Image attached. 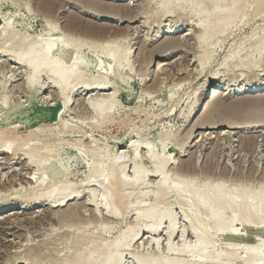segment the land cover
Returning a JSON list of instances; mask_svg holds the SVG:
<instances>
[{
    "label": "rangeland",
    "instance_id": "1",
    "mask_svg": "<svg viewBox=\"0 0 264 264\" xmlns=\"http://www.w3.org/2000/svg\"><path fill=\"white\" fill-rule=\"evenodd\" d=\"M87 1L0 0V135L18 137L19 143L29 130L35 132L39 137L33 134L27 145L18 146L40 152L44 159L27 155V148L25 155L17 142L0 145V205L9 203L0 211V264H65L67 255L72 264H105L117 241L119 264H264L246 254L250 249L257 255L264 251V224L262 228L254 222L260 214H248L247 204L235 196L240 191L264 192V8L259 0L235 6L233 0H218L220 7L217 0H93L99 6ZM216 8L220 10L213 13ZM230 8L233 16L221 24L219 15ZM201 13H208L204 22L211 28L202 40ZM3 21L10 25L5 28ZM12 33L22 42L17 38L12 43ZM105 36L118 40L122 49L108 59L105 51L89 47V41L95 45L102 37L107 40ZM61 39L65 44H59ZM76 40L83 45L78 48ZM39 42L53 44L56 57L62 50H77L88 64L79 85L62 91L53 84V72L64 68L60 64L53 72H36L11 60L14 50L27 54ZM120 64L122 72L117 70ZM103 72L111 90L86 89ZM72 78L65 83L72 84ZM219 83L238 91L214 96ZM257 83L258 91L249 92ZM113 92L116 96L104 101ZM28 141L39 148L33 151ZM40 147L55 151L47 157V150L45 158ZM109 160L103 184L99 179L104 176L98 175ZM121 171L127 184L118 181ZM165 180H183L191 189L165 196ZM205 185L211 187L209 203L196 207L192 202ZM220 188L229 196V208L224 198L215 196ZM43 190L50 197L56 194L54 200L70 192L80 197L60 206L48 195L39 198ZM92 194L98 201L94 205L88 204ZM182 199L189 204L181 206ZM259 205L264 213V197ZM171 222L176 232L170 238ZM191 222L194 229L207 222L208 252L180 250L197 243ZM158 224L157 232H148V226ZM225 247L229 254L223 253Z\"/></svg>",
    "mask_w": 264,
    "mask_h": 264
},
{
    "label": "bare ground",
    "instance_id": "2",
    "mask_svg": "<svg viewBox=\"0 0 264 264\" xmlns=\"http://www.w3.org/2000/svg\"><path fill=\"white\" fill-rule=\"evenodd\" d=\"M50 1V0H49ZM89 1V0H88ZM87 1V2H88ZM97 1V0H96ZM96 1H93V0H91V2L93 3V4H97L98 6H99V4L96 2ZM99 1V0H98ZM214 1H216V0H214ZM238 1H239V4L238 5H240L241 4V2H243V0H233V2H232V0H231V2L234 4L233 6H235L236 4L235 3H238ZM241 1V2H240ZM258 1V0H257ZM257 1H256V3H257ZM86 2V1H85ZM195 2L196 3H198V4H202L204 1H202V0H195ZM217 2H218V0L216 1V5H220V4H217ZM51 3V2H50ZM89 3V2H88ZM100 3V2H99ZM219 3V2H218ZM264 0H259V5H260V9H262V8H264V7H262L264 4ZM258 4V3H257ZM101 5H102V3H101ZM93 6V5H92ZM103 6V5H102ZM107 6V5H106ZM94 7V6H93ZM101 7V6H100ZM100 7H98V8H100ZM110 7V6H109ZM215 7V6H214ZM217 7V6H216ZM220 7V6H219ZM255 7H258V5H256ZM104 8V7H103ZM103 8H101V9H103ZM107 8V7H106ZM113 8V7H112ZM118 8V7H117ZM92 9V8H91ZM131 9H133V8H131ZM131 9H129L130 11H131ZM226 9V8H225ZM233 9H234V7H233ZM233 9H231L230 8V10L231 11H229V13H228V11L227 10H224V11H227L226 13L224 12V13H221L220 15H219V17H222V19H221V24H225V23H227L228 22V20L230 19V17H232L233 16ZM52 10H54L53 9V7H52ZM104 10V9H103ZM109 10H110V8H109ZM115 10V9H114ZM113 10V11H114ZM125 10V9H124ZM138 10V9H137ZM213 10V9H212ZM216 11H213V13L214 12H218L220 9H218V8H216L215 9ZM223 10V9H222ZM259 10V9H258ZM96 11H98V10H96ZM96 11H94L95 13H96ZM119 11H120V8H119ZM134 11V10H133ZM104 12H106V11H104ZM115 12V11H114ZM202 12H204V10L202 11ZM98 13V12H97ZM133 13V12H132ZM125 14V13H124ZM129 14H130V12H129ZM110 15V14H109ZM111 15H113V13H111ZM119 15V14H118ZM117 15V16H118ZM126 15V14H125ZM132 15V14H131ZM115 16H116V14H115ZM116 16V17H117ZM137 16V15H136ZM120 17V16H119ZM125 17V16H124ZM123 16H122V18H124ZM200 23H199V25H201L203 28H202V34H200V36H199V38H200V40H202L205 36H206V34L211 30V28L204 22L205 20H204V18H206V17H208V13H201V15H200ZM218 17V18H219ZM126 18H128L127 17V15H126ZM131 18V17H130ZM133 18H135L134 16H132V19ZM129 19V18H128ZM136 19V18H135ZM2 21V20H1ZM3 22H5V21H3ZM9 22H10V19H9ZM9 22L7 21V22H5V28L6 27H8L10 24H9ZM72 22V21H71ZM4 24V23H3ZM66 25V24H65ZM47 27V26H46ZM74 27V26H73ZM94 28H95V26H93ZM106 27V26H105ZM181 27V26H180ZM4 28V29H5ZM49 28V27H48ZM67 28V27H66ZM53 28H49V29H46L47 30V33L48 34H50V35H52L53 34V30H52ZM100 29V28H99ZM102 29H103V27H102ZM72 30V29H71ZM75 30V29H74ZM84 31V30H83ZM102 31V30H101ZM105 31V30H104ZM171 31V30H170ZM169 31V32H170ZM78 32V31H77ZM94 32V31H93ZM168 32V30H166V33ZM168 32V33H169ZM194 32H195V29H194ZM73 33V32H72ZM85 33V32H84ZM13 34V33H12ZM99 34V33H98ZM19 34L18 33H14L12 36H11V40H12V43H13V40H16L18 37ZM65 35H67V34H65ZM101 35V34H100ZM113 35V34H112ZM118 35H120V34H118ZM91 36V35H90ZM94 36V35H93ZM92 36V37H93ZM96 36V35H95ZM108 36V35H107ZM65 37H67V36H65ZM64 37V38H65ZM97 37V36H96ZM96 37H94V38H96ZM106 37V36H105ZM112 37V36H111ZM121 37V36H120ZM19 38H20V36H19ZM18 38V39H19ZM23 38V37H22ZM101 38V37H100ZM103 38V39H102ZM100 40V42L98 41V42H94V43H97V44H95V45H92V41L90 42L89 41V47L90 48H94L95 47V49L97 50V49H101L100 51H105V56H106V58L108 59V58H112L113 56H114V54H116V53H118L119 52V50L121 49H119V43H118V40H112V38L111 39H109L108 37H106L107 38V40H104L105 38L104 37H102ZM114 38H116V37H114ZM79 39V38H78ZM98 39V38H97ZM96 39V40H97ZM178 39V38H177ZM19 40H21V39H19ZM24 40H26V38L24 37V39H23V42H24ZM95 40V41H96ZM183 40V39H182ZM187 40V39H186ZM61 42L59 43L60 45H62V44H65V42L64 41H62V39L60 40ZM68 41V40H67ZM94 41V40H93ZM175 41V40H174ZM173 41V42H174ZM16 42V41H15ZM14 42V43H15ZM20 42H22V40L20 41ZM176 42V41H175ZM174 42V43H175ZM183 42V41H182ZM18 43V42H17ZM93 43V44H94ZM177 43V42H176ZM186 43V42H185ZM59 45V46H60ZM76 45H78V48L79 47H81V45H83V43L81 42V41H78V40H76ZM259 47H262L261 45H258ZM0 47H3V46H0ZM54 47V45L53 44H51L50 42H47V43H44V42H39V44L35 47V48H33L32 50H31V52H28L27 54H17V51L16 50H14V52H16V53H13V55H12V57H11V60H13L16 64H20V65H23V66H26L27 67V69L29 68L31 71H36V72H41V71H46V72H53L54 71V69H57V67H58V65L60 64V65H62V66H64V68L63 69H61V70H58L57 72L56 71H54V72H56V73H54L53 72V78H55V81H53V84H54V82H55V86L56 87H58L60 90H65V89H67V88H69V89H74L77 85H79L80 84V80L82 79V78H84L85 76H86V73H85V70H86V67H87V62L83 59V58H81L80 57V55H79V53L77 52V50L76 51H74V50H72V51H67V52H65V53H63V50L61 51L62 53H61V55L60 56H53V54H52V52H53V48ZM97 47V48H96ZM130 47V46H129ZM92 48V49H93ZM1 49V48H0ZM8 49V48H7ZM9 50V49H8ZM8 50H6V51H8ZM18 50H19V48H18ZM122 50V49H121ZM120 50V51H121ZM129 50V49H128ZM3 52L5 51V50H2ZM124 51H126V50H124ZM9 52H11V50L9 51ZM6 53H8V52H6ZM126 53H129V51H126ZM40 54V55H39ZM9 55V54H8ZM39 55V56H38ZM161 55V54H160ZM3 56V55H2ZM127 56V55H126ZM128 57V56H127ZM150 59H152V58H150ZM152 61V60H151ZM153 62V61H152ZM151 62V63H152ZM3 63V62H2ZM147 63H149V62H147ZM3 64H5V63H3ZM2 65V64H1ZM12 65V64H11ZM160 65V64H159ZM147 67H148V65H147ZM15 68V67H14ZM28 69V70H29ZM123 69V65L122 64H120V65H118V67H117V70L118 71H120V72H122L121 70ZM148 69V68H147ZM151 69V68H150ZM16 70H18V69H16ZM15 72V71H14ZM15 74V73H14ZM73 74V75H72ZM69 75H71L73 78H72V84H66L65 83V80H66V78L69 76ZM171 75H172V73H171ZM107 77H109L107 74H106V72H103V73H100L99 74V76L98 77H96V78H98V79H96V80H94V81H90L89 83H88V85L86 86V89H89V91L91 90V91H96V90H105V91H109V90H111V84H109V82L108 81H106L107 80ZM214 77V76H213ZM164 78V77H163ZM160 80V79H159ZM168 82V81H167ZM162 83V82H161ZM164 84V83H163ZM254 86H256V87H254ZM258 83L256 84V85H254L253 84V86H250V89L248 90L249 92H255V91H258ZM80 90V89H79ZM227 91V90H229L228 91V94L229 93H231L232 91H238L237 90V88H235L233 85L231 86V85H228L227 87L225 86V85H222L221 83H219V84H216L215 85V87H214V91H213V93H212V95H218V93H220V92H222V91ZM114 91V90H113ZM112 92V91H111ZM107 94V93H106ZM105 94V95H106ZM93 95V94H92ZM104 95V96H105ZM56 96V95H55ZM94 96V95H93ZM99 96V95H98ZM114 96V92L113 93H108L105 97H104V99H106V100H104V101H110L111 100V98ZM116 96V95H115ZM114 96V97H115ZM95 97V96H94ZM97 97V96H96ZM103 97V96H102ZM99 98H97V100H98ZM89 100V99H88ZM103 100V99H102ZM67 101V100H66ZM99 101H101V99L99 100ZM68 102V101H67ZM101 102H103V101H101ZM94 103H96V102H94L93 101V106L95 107V104ZM208 121V120H207ZM218 122V121H217ZM205 123V122H204ZM202 124V123H201ZM208 124H209V122H208ZM215 124V123H214ZM204 125V124H203ZM212 126V125H211ZM197 127V126H196ZM193 130V129H192ZM192 130H191V133H192ZM16 132V131H15ZM30 132V133H29ZM29 136L31 137L33 134H36L35 132H32L31 130H29ZM190 132V131H189ZM6 133V132H5ZM188 135H191L190 133H187ZM6 135H8V134H6ZM6 135H3V133H1V135H0V145H2V144H4L2 147H4V146H6V144H5V142L8 144V142H10V143H14V142H17V146L19 145V143H21V144H25V142H26V145H27V139H29V136H28V134H26L27 136V138L25 139V141H23L24 140V138H21V140H19V143H18V141L17 140H15V139H17L18 137L16 136V134H15V136L17 137V138H15V139H12V137H10L9 135L7 136L8 137V140L9 141H6L7 140V137H6ZM19 136V135H18ZM37 134H36V138H37ZM14 137V136H13ZM20 137L21 136H19V139H20ZM35 136L33 135V137L32 138H34ZM39 137V136H38ZM11 139V140H10ZM30 140V139H29ZM1 141H3V142H1ZM12 141V142H11ZM32 141V140H31ZM35 141V140H34ZM29 142V141H28ZM39 143V145H40V142H39V140L37 141L36 140V143ZM2 143V144H1ZM33 143H35V142H33ZM33 143L31 142V144H30V142L28 143L29 144V146H32V150L34 151V149L33 148H39V147H37L35 144H34V146L35 147H33ZM46 143V142H45ZM44 143V144H45ZM21 144H20V146H18L19 148H21ZM148 144H149V142H148ZM151 144V143H150ZM148 145V147H149V149H148V152H149V154H150V156L151 157H155L156 156V154L154 153V151H153V148H152V145ZM22 145V146H23ZM38 145V146H39ZM41 145H43L42 144V142H41ZM40 145V146H41ZM48 145L49 146H51V144H49L48 143ZM11 146V145H10ZM14 146H16V143H15V145ZM13 145H12V147H9V149L11 148V151H13L12 150V148L14 147ZM16 146V148H15V150L17 151H19V148ZM47 145L45 144V147H46ZM53 146V145H52ZM7 147H8V145H7ZM25 147V146H24ZM26 148L27 147H25V150H26ZM41 148V147H40ZM42 148H44V145H43V147ZM41 148V149H42ZM53 148V147H52ZM51 147H50V150H49V148L47 147V150L49 151H45V150H43V151H45V158H46V155L48 154L49 156H47V157H50V154L49 153H51L52 154V152L53 151H55V149H52ZM8 149V148H7ZM29 148H27V150H28ZM30 149H31V147H30ZM45 149V148H44ZM51 149L53 150L52 152H50L51 151ZM4 150H6V149H4ZM21 150L23 151V147L21 148ZM23 151V153H25V152H27V150L26 151ZM8 151V150H7ZM10 151V152H11ZM29 151V150H28ZM42 151V152H43ZM20 152V151H19ZM30 152V151H29ZM37 152V151H36ZM46 152H48L47 154H46ZM9 153V152H8ZM17 153V152H16ZM22 153V154H23ZM37 153H40V152H37ZM37 153H35V154H37ZM54 153V152H53ZM18 154V153H17ZM16 154V155H17ZM30 154H34L33 152H30V153H28L27 152V155H30ZM35 154H34V156H35ZM41 154V153H40ZM40 154H37L36 156L37 157H41L40 156ZM43 154H44V152H43ZM9 155V154H8ZM14 155V154H13ZM25 155H26V153H25ZM12 156V155H11ZM43 156V155H42ZM53 155H51V157H52ZM8 157V156H7ZM33 157V156H32ZM37 157H35V158H37ZM135 157H136V155H135ZM6 158V157H5ZM14 158V157H13ZM38 158V159H39ZM23 159V158H22ZM48 159V158H47ZM51 159V158H50ZM44 159L42 158H40L39 159V161H43ZM52 160V159H51ZM5 162V161H4ZM28 162V161H27ZM11 163V162H10ZM23 163V162H22ZM111 163H112V160H109L107 163H106V166H104V167H102V168H100V171H99V175H98V177L100 178V177H103L104 175H105V171H106V169H107V166H109V165H111ZM27 164V163H26ZM25 164V165H26ZM28 164H29V162H28ZM32 165V164H31ZM165 165L166 164H164L163 165V167H165ZM29 165H27V167H28ZM39 166V165H38ZM41 166H42V164H41ZM3 167V166H2ZM9 167V166H8ZM24 167H22V169H23ZM27 169V168H26ZM40 170V169H39ZM28 172V171H27ZM122 172V173H121ZM120 173L121 174H119V176H118V181L120 182V184H127L128 182H129V180L123 175V171H121ZM3 173V172H2ZM21 175V174H20ZM29 179V178H28ZM27 179V180H28ZM99 181L101 182V183H103V184H106V182H107V180H106V178H105V176L102 178V179H99ZM139 181L141 182V183H144L145 181H146V175H144V176H142V177H140L139 178ZM44 182V184H45V182L46 181H42V183ZM30 183V182H29ZM13 184V183H12ZM48 184V183H47ZM56 186V185H55ZM50 187V186H49ZM49 187H46V188H49ZM57 187V186H56ZM53 188V190H55V188L54 187H52ZM162 191H163V193H164V195L166 196V195H168L169 193H172V194H174V193H180V192H183V193H186V192H188V191H190V189H191V185H190V183H187V182H184L183 180L181 181V180H179V181H173L172 182V180H165V181H163V184H162ZM46 190V189H45ZM45 190H43V191H41V195L40 196H38L39 198L41 197V196H49V200H51V198L53 199V201H52V203H58L60 206L61 205H63V204H68V203H70V202H73V201H76V200H78V198L80 197V193H75V192H73L72 190V192L73 193H71L70 192V194H67V195H63L64 197L62 198V199H60V200H54L55 198H57L56 196V194H55V196L54 195H51L52 197H50V193L49 192H46ZM53 190L52 191H50L51 193L53 192ZM34 190L32 189V192H33ZM38 191V190H37ZM45 191V192H44ZM77 192H78V190H76ZM83 191V190H82ZM211 191V187L210 186H204V189H203V192L204 193H201V195H199V196H197L195 199H194V201L192 202L193 203V205L194 206H196V207H205L208 203H209V199H208V197L206 196V194L207 193H209ZM30 192V191H29ZM81 192V191H80ZM28 193V192H27ZM35 193V192H34ZM37 193V192H36ZM26 194V193H25ZM24 194V195H25ZM30 194H31V192H30ZM20 195H21V193H20ZM19 194H18V196H20ZM23 195V194H22ZM34 195V194H33ZM146 196H147V194H145ZM53 196H54V198H53ZM217 198H224L225 200H224V202H223V204H224V206L226 207H228L229 208V206L228 205H226V202L228 201V198H227V196H228V194L226 193V190L224 189V188H220V189H218L217 191H216V195H215ZM236 196V198H237V201L238 202H241L242 204H247V210H248V214H252V213H259L260 214V216H259V218L256 220V221H254L255 223H257V224H260V226L262 225V228H263V224H264V213L262 212V211H260V209H261V205H259L260 204V202L262 201V199H263V197H264V192H262V190L261 191H257V192H253V193H245V192H243V191H240L238 194H236L235 195ZM21 197V199L23 198L22 196H20ZM58 197H59V195H58ZM60 197H62V196H60ZM59 197V198H60ZM207 197V198H206ZM229 197V196H228ZM5 198H7V200H8V198L10 199V197H5ZM18 198V197H17ZM24 198H26V197H24ZM23 198V199H24ZM30 198V197H29ZM42 198H44V197H42ZM164 198V197H163ZM44 199H46V197L44 198ZM43 199V200H44ZM58 199V198H57ZM3 200V199H2ZM1 200V201H2ZM25 200V199H24ZM29 199H27L26 201H28ZM31 200V199H30ZM34 200H36V199H34ZM33 200V201H34ZM119 200V199H118ZM120 200H121V198H120ZM119 200V201H120ZM4 201V200H3ZM13 201V200H12ZM37 201V200H36ZM122 201H120V202H118L119 204L121 203ZM164 203V200H162L161 201V203ZM181 203H182V205H181V203H180V205L181 206H187L188 204H189V202H188V200H186V199H182V201H180ZM96 203H98V201H96V199L94 198V195L92 194L91 195V198H90V200L88 199V204H92V205H94V204H96ZM117 203V204H118ZM160 203V202H159ZM32 204V203H31ZM51 204V203H50ZM228 204V203H227ZM7 205H9V203L7 204L6 203V201H5V203H2L1 205H0V211L1 212H3V211H5L7 208H8V206ZM10 207V206H9ZM27 208H28V206H27ZM76 208H78V207H76ZM80 209H81V207H80ZM79 209V210H80ZM110 210V211H112V209L108 206L107 208H106V210ZM3 210V211H2ZM39 211V210H38ZM53 212V211H52ZM60 212H62V211H60ZM17 213V212H16ZM19 213V212H18ZM37 213V212H36ZM42 213H44V212H42ZM73 213V212H72ZM79 213V212H78ZM27 214V213H26ZM41 214V213H40ZM46 214V213H45ZM65 214L66 213H64V216H65ZM74 214H75V211H74ZM139 214V217L141 216L140 215V212H138L137 213V215ZM262 214V215H261ZM10 215V214H9ZM16 215V214H15ZM19 215V214H18ZM35 215V214H34ZM39 215V214H38ZM51 215H52V213H51ZM59 215V214H58ZM60 215L62 216V214L60 213ZM59 215V216H60ZM76 215V214H75ZM77 215H79V214H77ZM40 216V215H39ZM47 216V215H46ZM55 216V215H54ZM57 216V215H56ZM60 216V218H63V217H61ZM72 216H74V215H72ZM8 217H10V216H8ZM7 217V218H8ZM20 217V216H19ZM32 217V216H31ZM71 217V216H70ZM70 217H69V219H70ZM27 218V217H26ZM68 218V217H67ZM66 218V219H67ZM64 219V218H63ZM3 220V219H2ZM20 220H22V219H19V221ZM25 220V219H24ZM5 221V220H4ZM7 221V220H6ZM14 221V220H13ZM37 221V220H36ZM44 221V220H43ZM66 221V220H65ZM3 222V221H2ZM45 222V221H44ZM55 222V221H54ZM63 222V221H62ZM61 222V223H62ZM192 222H194V221H192ZM192 222H191V224H192ZM249 222V220H247V224H249L248 223ZM15 223H17L16 221H15ZM30 223V222H29ZM64 223H66V222H64ZM27 224V223H26ZM30 225V224H29ZM40 225V224H39ZM63 225V224H62ZM194 225H196V224H194ZM193 224L191 225L192 226V233H194L193 235H195L196 237H197V243L195 244V245H188V244H184L181 248H180V250H182V251H187V252H191V251H193V250H199V251H201V252H208L209 251V244H207L206 243V241L208 240V239H206V227H207V222H203V223H201L200 225L201 226H199L200 228L199 229H197V228H195L194 229V227H197V226H194ZM250 225V224H249ZM256 225V224H255ZM2 226V225H1ZM16 226V225H15ZM194 226V227H193ZM248 226V225H247ZM19 227H21V226H19ZM32 227H33V225H32ZM40 227V226H39ZM220 227V225H217V228H219ZM22 228V227H21ZM8 229V228H7ZM264 229V228H263ZM147 230H148V232H151V233H155V232H157L158 230H159V224L158 225H155V226H148L147 227ZM176 232V226H175V223L174 222H171L170 223V226H169V228H168V235H169V237L171 236H173L174 235V233ZM204 233H205V235H204ZM40 234V233H39ZM135 234H138V232H136ZM184 234V233H183ZM18 235H20V234H18ZM57 236H59V235H57ZM62 236V234L60 235V237ZM66 236V235H65ZM136 236V235H135ZM135 236H132V237H135ZM68 237V236H67ZM82 237V236H81ZM85 237V236H84ZM170 237V238H171ZM56 238V237H55ZM59 238V237H58ZM57 238V240H59ZM62 238V237H61ZM136 238V237H135ZM30 239V238H29ZM63 239H66V237L65 238H63ZM69 239V238H68ZM86 239H87V237H86ZM56 240V239H55ZM61 240V239H60ZM67 240V239H66ZM80 240V239H79ZM54 241V240H53ZM62 241V240H61ZM81 241V240H80ZM80 241H78V242H80ZM83 241H84V238H83V240H82V243H83ZM43 242H46V240L45 241H43ZM48 242V241H47ZM51 242V241H50ZM49 242V243H50ZM77 242V241H76ZM77 242V243H78ZM147 242V241H146ZM41 243H42V241L40 242V244H38V245H40L41 246ZM53 243V242H52ZM51 243V244H52ZM54 243H55V241H54ZM60 243V242H59ZM64 243V242H63ZM86 243H88V241L86 242ZM227 243V242H226ZM16 244V243H15ZM48 244V243H47ZM46 244V245H47ZM119 243H118V241L116 242V243H114L113 244V247L112 248H110V250H109V253H108V256H107V259H106V261H105V264H119V262H120V256H117V255H115V250H116V247H117V245H118ZM14 245V244H13ZM32 245H33V243H32ZM44 245V244H43ZM83 245H84V243H83ZM22 246V245H21ZM12 247V246H11ZM29 247V246H28ZM34 247V246H33ZM49 247H52V246H49ZM53 247H55V246H53ZM78 246H76V248H77ZM81 247V245L79 244V248ZM84 247V246H83ZM56 248V247H55ZM54 248V249H55ZM58 248V247H57ZM209 248V249H208ZM28 249V248H27ZM31 249V248H30ZM35 249V248H34ZM47 249V248H46ZM49 249H51V248H49ZM53 249V248H52ZM44 250V249H43ZM78 250V249H77ZM80 250H82L81 248H80ZM79 250V251H80ZM85 250V249H84ZM8 251H10V250H8ZM21 251V250H20ZM24 251V250H23ZM26 251V250H25ZM28 251V250H27ZM27 251L25 252V253H27ZM50 251V250H49ZM57 251V250H56ZM55 251V252H56ZM76 251V250H75ZM229 248L228 247H225V249H224V251H223V253H225V254H229ZM29 252V251H28ZM47 252V251H46ZM51 252H53V250L51 251ZM15 253V252H14ZM19 253V251L17 252V254L16 255H20V254H18ZM21 253V252H20ZM38 253V252H37ZM79 253V252H78ZM31 254H33V252L31 253ZM43 254H44V252L42 251V256H43ZM49 254V253H48ZM48 254H47V256H48ZM51 254V253H50ZM50 254H49V256H50ZM208 254H211V253H208ZM246 254H247V257L249 258V259H252V258H254L255 256L256 257H258V263H264V251L262 252V253H260V254H258L257 255V253H254V250L253 249H250V250H248L247 252H246ZM23 256L24 255H26V254H22ZM28 255H30V253L28 254ZM37 255V254H36ZM38 255H39V253H38ZM41 255V254H40ZM40 255H39V257H40ZM41 256V258H43ZM45 256V255H44ZM73 256H75V255H73ZM73 256H71V257H73ZM1 257V256H0ZM30 257V256H29ZM33 257V256H32ZM51 257V256H50ZM49 257V258H50ZM70 257V258H71ZM67 258V259H66ZM66 258H65V261L67 262V260H68V255L66 256ZM75 259H77V257H74ZM46 259V258H45ZM47 259H48V257H47ZM72 259H70V261H71ZM11 261V260H10ZM73 261V260H72ZM4 262V261H3ZM63 262V261H62ZM65 262V264H68L69 263V260H68V263H66ZM75 262V261H74ZM6 263V262H5ZM14 263V262H13ZM149 262L147 261L146 263H144V264H148ZM69 264H72V262H70Z\"/></svg>",
    "mask_w": 264,
    "mask_h": 264
},
{
    "label": "water",
    "instance_id": "3",
    "mask_svg": "<svg viewBox=\"0 0 264 264\" xmlns=\"http://www.w3.org/2000/svg\"><path fill=\"white\" fill-rule=\"evenodd\" d=\"M52 118L56 119L57 118V113H55Z\"/></svg>",
    "mask_w": 264,
    "mask_h": 264
}]
</instances>
